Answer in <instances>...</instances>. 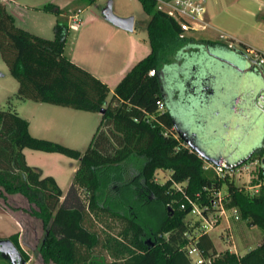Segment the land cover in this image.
<instances>
[{"label":"trees","instance_id":"16d2710c","mask_svg":"<svg viewBox=\"0 0 264 264\" xmlns=\"http://www.w3.org/2000/svg\"><path fill=\"white\" fill-rule=\"evenodd\" d=\"M139 1L150 17L147 31L152 51L125 75L114 92L65 55L70 28L57 6L48 4L43 8L58 15L54 38L46 39L18 27L14 16L0 2V54L19 84L8 109L0 110V200L6 206L11 197H22L29 206L24 211L41 222L44 237L37 249L42 264H193L185 249L192 242L211 264H264V237L258 247L244 255L218 251L211 236L199 232L200 222L187 221L192 211L189 199L200 207L211 206L215 193L224 189L226 208H239L243 220L264 233V142L247 157V161L260 159L262 163L253 182L262 187L257 195L249 196L234 180L220 179L212 170H204V161L211 160L199 152L203 150L198 135L191 129L196 111L210 103L214 79L224 61L246 74L264 75V68L259 63L255 65L256 58L250 57L246 49L241 54L226 43L222 44L228 50L213 46L215 42L211 41L207 46L201 45L190 35L181 39L180 26L157 9L155 0ZM178 51L185 52L186 63L193 59L195 66L189 72L179 65L182 60L175 55ZM172 61L178 67L170 68L168 63ZM248 68H252L250 73ZM152 71L154 75L150 74ZM15 100L87 113L105 111L88 148L80 152L33 137L29 121L15 109ZM160 104L164 106L162 110ZM25 149L77 160L78 169L69 191L82 189L88 206L67 207L61 203L62 188L52 176H44L41 169L27 163ZM135 160H140L135 176L140 200L159 203L166 214L150 243L146 237L151 234L135 216L112 212L100 201L102 190L117 183L116 177L104 182L103 176H110L109 172L115 176ZM216 160L228 168L239 166L242 161ZM159 171L171 172L163 184L156 179ZM175 184H180L182 191H176ZM182 205L186 207L183 209ZM100 212L127 223L114 243L103 240L87 225L89 214ZM8 239L20 251L23 261L28 262L20 235ZM100 247L114 251L117 259L105 262L95 255Z\"/></svg>","mask_w":264,"mask_h":264},{"label":"rangeland","instance_id":"374dc122","mask_svg":"<svg viewBox=\"0 0 264 264\" xmlns=\"http://www.w3.org/2000/svg\"><path fill=\"white\" fill-rule=\"evenodd\" d=\"M42 1L43 0L38 2L35 1L32 5L41 3ZM109 1L110 0H101L98 4L93 3L91 5L82 3L80 5V8L86 9L82 16L87 17L91 13L99 14V11H101L103 7H106ZM42 3L46 2L44 1ZM115 3L116 8L118 7V5H122V7H127L129 10H131L133 15L136 16L137 21L141 22V24H143V21L145 22V20L148 19L147 13L143 11L142 7L140 6L137 0H115ZM114 12L116 14L119 13L118 10H115V8ZM207 12L212 28H210L207 32H198L188 35H190L196 40L213 38V40L220 42L226 41L222 37H230L236 40L234 43L236 46H238V48L241 46L240 43L244 41L246 43L256 46L259 49H264V0H209L207 5ZM52 16L53 17L50 16L52 21L53 19L55 20V18L58 17L57 14H54ZM27 21V23L21 24V22H19V24L16 25L35 35H42L43 38H54L52 22H50L49 26L47 20H45L42 23L41 27L46 31L42 30L39 32L33 25V23L40 24L38 18L35 19L31 16L27 19ZM137 31L138 34H141L143 38L148 39L146 31H142V33L141 30ZM77 36V33L74 32L71 35V39L77 38ZM175 55L177 56V59L182 60L179 64L183 66L182 69H187L189 72L190 69L194 68L195 63L193 59L189 58L188 63L185 62V52L178 51L177 53H175ZM168 64L170 65L169 67H173V69L175 67H178L177 63L173 61ZM18 87V82L10 75L9 69L2 60L0 54V110L8 109V102L11 98L16 95ZM17 103L18 101L15 100L14 105H17ZM28 104H34V102L32 103V101H29ZM43 106V108L45 109L50 108V111H34V114H32L28 113V111L23 112V110L21 111L20 116L24 119H26L27 117L31 119L33 129L35 128V126L39 127L40 123L42 125L43 121L41 120L47 118L53 121L60 120L70 124H75V127L79 126V128L77 127V131L81 130V134L84 135L78 139H64L62 137L53 136L52 134H46L44 136L47 138H52L53 140L35 137L33 135L32 136L39 139L53 141L62 144L66 147L78 150L80 152H85L91 140L93 139L97 128L100 125L101 116L97 113H87L80 111L78 112L70 108L59 107L50 104H44ZM53 109L65 110L66 112L75 114L77 117L73 119V115L63 116L56 112H52L51 110ZM83 116L86 118H83ZM30 152L35 155L33 160V163H35V165L44 166L47 170L56 169L60 166L64 168L65 179H62V185L64 190L66 191V194L61 199V203H63L67 207H76L79 204L84 207L88 206V198L86 194L82 191V189L76 187L74 193H72L69 191V186L67 185V183L72 182V171L74 167L78 166V161L74 159H67L68 163H60L55 159L52 160L42 157L43 155H41L42 153H40L39 151ZM139 165L140 160H135L134 162L125 165L121 170H118L117 173L114 174L115 176H112L110 172V176L108 174H105L103 176L104 182L108 181L110 177H116L117 183H113L112 185L110 184L108 185L109 187H106L102 190L100 195V201L103 207L108 208L112 212L121 213L124 215L130 214L129 216H135V218H137V220L144 225L147 232L151 234V236L146 237V241L150 243L153 241L152 234L154 233V230L158 228L159 224L165 218L166 214L164 207L161 206L159 203H144L140 200L139 186L137 185V181L135 179V176L137 175L140 169ZM260 168L254 170L251 174H246L242 176L241 179H233L237 186L242 188L244 192L249 196L257 195L256 189L253 188L255 186V183L253 182L255 179L258 178ZM170 176V171H159L156 174V179L159 181V183L163 184L170 178ZM0 207L12 214L13 217H15L14 219H12L11 215H0V232L11 231L14 229L15 224H18L20 222L23 225L25 232L24 248L30 258L27 263L42 264V258L38 253L37 248L41 244V241L44 237V228L39 220L35 219L34 217H31L28 213L24 211L29 208L26 200H24L20 196L11 197L6 206H4L2 200H0ZM235 212V214L233 212L228 213L227 220H229V223L231 224L233 230L232 233L235 235L234 246L236 250L222 241V239L225 238L226 234L229 231L226 217L220 219V222L217 225L218 227L216 226L214 230L210 232V236L215 242L218 251H226L230 247L232 250H235L237 254L244 255L249 250L255 249L258 246V241L263 239L264 233L258 226H249L247 222L243 220L242 213L239 208H236ZM237 216L239 217V220H236ZM88 218L89 219L87 220V225L90 227V229L97 232L103 240H110L113 243L116 240L120 239L121 233L127 226V223L124 219L115 217L110 213H91L89 214ZM235 225L241 226L242 228L239 231H235ZM95 255L102 257L105 262H111L117 259L114 255V251H105L101 247L95 251ZM0 264H11V262L7 259H4L3 257H0Z\"/></svg>","mask_w":264,"mask_h":264},{"label":"crops","instance_id":"0c3cea01","mask_svg":"<svg viewBox=\"0 0 264 264\" xmlns=\"http://www.w3.org/2000/svg\"><path fill=\"white\" fill-rule=\"evenodd\" d=\"M35 1L38 2L41 0H1L0 2L6 5L8 12L14 16L16 24H19V22H21V24L27 23V19L31 16L35 19L38 18L41 25L38 23H33V25L39 32L44 30L41 26L45 20H47L49 26L50 22H52V29L54 30L58 17H56L55 20L53 19L52 21L50 16L53 17L52 15H54L55 13L45 12L43 11V8L48 4L57 6L58 9L62 12L61 16L67 18L70 28L65 47V55L75 64L89 71L94 76L106 83L111 89V92H114V89L125 77V75L138 62L146 58L152 51L147 31L148 23H146L150 20L148 14V19L145 20V22L143 21V24H141V22L137 21L136 16L133 15L131 10H129L127 7H122V5H118V7L116 8L115 0H112L113 11L115 8V10H118L119 12L117 13L118 15L114 12L117 16L122 18H134V30L132 32H129L117 26H114L113 24L105 20L102 14V11L105 7H103L101 11H99V14L91 13L89 16L83 17L82 15L86 11V9L80 8V5L83 3L81 0H43L42 2L45 1L46 3L41 2L32 5ZM100 1L101 0H94V4H98ZM137 1L143 9L141 2L139 0ZM75 17L79 21L77 29L72 28ZM207 20L210 22L208 12ZM137 30H141V33L142 31H146L148 39L143 38L141 34H138ZM74 32H76L78 36L77 38L72 37L73 39H71V35ZM37 36L42 37V35ZM232 40L236 41L233 38ZM208 41L215 42L214 45L212 44L213 46H219L222 49H226L225 45L222 44L225 42L216 41L213 40V38H206L204 40L195 39V42L204 46H207L209 44ZM240 44L241 46L239 48L238 46L234 48L238 53L242 54L245 49H248L255 50L258 54L264 55V49H259L256 46L244 41H242ZM231 50L233 51V49ZM258 63L259 62L257 61L255 65L258 66ZM261 67L264 68V66ZM248 71L250 73L252 71V68H248ZM251 76L252 74H246L240 68H237L236 66L231 65L229 62L224 61L220 67V70L218 71V75L215 77V79L212 78V80H215V84H213V90L211 89L212 91L210 93L209 99L210 103L207 104L206 107H202L196 111V121L191 128L192 132L198 135L200 148L205 151L211 158L218 160H226L229 158L231 162H239L240 160H243L250 156L255 149L263 145L264 123L252 119L249 121L241 122L240 124H237L236 122L234 123L220 120L223 112V105L227 104L229 105V107L232 106L233 101L246 91L248 82L247 79ZM28 103L29 101H18L17 105H15L16 111L19 114H21V111L23 110V112L28 111V113L32 114H34V111H50V108H43L44 104L35 102L34 104ZM51 111L63 116L73 115V119L77 117L75 114H71L70 112H66L65 110L53 109ZM97 114L101 116L100 113ZM83 118L86 117L83 116ZM26 120L29 121V129L31 135L35 137L53 140L52 138L44 137L46 134H52L53 136L62 137L64 139H78L84 135L81 134V130L77 131V127L79 128V126L75 127V124H70L65 121H53L46 118L41 120L43 121L42 125L40 123L39 127L35 126V128L33 129L31 119L27 117ZM30 151L34 150H24L27 163L32 167L41 169L44 173V176H52L56 180L58 185L62 188L65 195L66 191L64 190L62 185V179H65L64 168L60 166L56 169L47 170L44 166L35 165V163H33L35 155ZM39 152L42 153V157L52 160L55 159L60 163H68V160L71 159L58 153H46L41 151ZM77 169L78 166L74 167L72 171V182L67 183V185L69 186V190L73 186L74 175ZM3 214L11 215L12 219L15 218L12 214L0 207V215ZM234 228L235 231H239L242 227L235 225ZM232 232L233 230L231 227V234L233 235V241L235 244V235ZM24 233V227L19 222L18 224H15L13 230L8 232L1 231L0 240L8 239L12 235L19 234L20 245L25 251ZM261 242L262 239L258 241V246ZM215 247L217 249L216 244Z\"/></svg>","mask_w":264,"mask_h":264},{"label":"built area","instance_id":"2783aa9c","mask_svg":"<svg viewBox=\"0 0 264 264\" xmlns=\"http://www.w3.org/2000/svg\"><path fill=\"white\" fill-rule=\"evenodd\" d=\"M157 3V9L164 14L172 17L176 20L181 29V39H185L188 34H194L198 32H207L211 27L210 22L207 20V5L209 0H155ZM74 24L72 28L77 29L78 19L74 18ZM225 43L228 45L230 49H234L236 47L235 41L230 37H222ZM247 53L250 57L256 58L261 66H264V55L258 54L255 50L246 49ZM154 75L155 72L152 71L150 73ZM160 109L164 108L163 104L159 105ZM262 165L259 159H254L251 161H247L239 166L228 168L223 165H218L213 163L212 161L205 160L204 161V170H212L217 178L225 179L229 178L231 180L235 178L241 179L242 176L246 174H251L254 170L260 168ZM176 191H182V186L180 184H175ZM262 187V184L259 183L255 185L253 188L256 189V193L258 194ZM227 195L224 189L219 190L215 193L214 197L211 200V206L200 207L194 201L189 199V203L192 206V211L187 217V221L189 222H200L201 227L199 232L207 233L210 235V232L214 230V228L219 224L220 219L226 217L228 213L233 212L235 209L228 210L226 208ZM186 206L182 205L184 209ZM213 216H217L216 218ZM191 217V218H190ZM236 220H239V217H236ZM228 223V233L222 241L230 247L234 246L233 235L231 234V227L229 220ZM218 227V226H217ZM227 250L231 253L237 254L235 250L231 248ZM188 252L189 257L191 258L193 264H211L210 260H207L202 257L199 249L195 245V243H190L185 247ZM224 251V250H223Z\"/></svg>","mask_w":264,"mask_h":264},{"label":"water","instance_id":"95a60500","mask_svg":"<svg viewBox=\"0 0 264 264\" xmlns=\"http://www.w3.org/2000/svg\"><path fill=\"white\" fill-rule=\"evenodd\" d=\"M102 14L108 22L123 30L132 32L134 30V18H122L117 16L113 11V1L110 0L108 5L103 9ZM246 91L233 101L231 107L223 105V112L220 117L221 121L236 122L240 124L244 121L256 120L264 123V75L256 74L247 79ZM104 109L101 114L104 113ZM203 157L208 158L215 164H219L214 158L208 156L204 151H199ZM248 158L240 161L237 165L243 164ZM226 166V164H223ZM0 255L9 260L11 264H27L23 261V256L14 243L9 239L0 240Z\"/></svg>","mask_w":264,"mask_h":264}]
</instances>
